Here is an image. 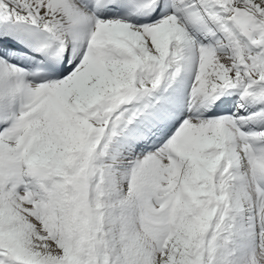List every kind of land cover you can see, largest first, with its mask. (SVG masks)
<instances>
[{"label":"snow or ice","instance_id":"obj_1","mask_svg":"<svg viewBox=\"0 0 264 264\" xmlns=\"http://www.w3.org/2000/svg\"><path fill=\"white\" fill-rule=\"evenodd\" d=\"M0 264H264V0H0Z\"/></svg>","mask_w":264,"mask_h":264}]
</instances>
